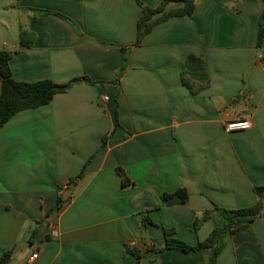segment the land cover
Instances as JSON below:
<instances>
[{"label":"crops","instance_id":"obj_1","mask_svg":"<svg viewBox=\"0 0 264 264\" xmlns=\"http://www.w3.org/2000/svg\"><path fill=\"white\" fill-rule=\"evenodd\" d=\"M263 13L264 0H196L192 16L155 27L125 62L141 16L136 0H0V50L14 53L16 81H93L0 129V257L13 250L8 264H131L125 244L162 247L172 228L194 246L214 228L208 220L196 230L194 213L213 203L256 205L254 187L264 185ZM21 29L34 36L30 48H20ZM189 55L203 59L210 76L208 87L188 78L196 93L181 80ZM237 120L252 128L227 132ZM119 167L134 186L122 187ZM180 188L187 203L161 201ZM52 227L57 236L47 240ZM202 262L199 253L172 249L136 264ZM217 264H264V217L228 235Z\"/></svg>","mask_w":264,"mask_h":264},{"label":"trees","instance_id":"obj_2","mask_svg":"<svg viewBox=\"0 0 264 264\" xmlns=\"http://www.w3.org/2000/svg\"><path fill=\"white\" fill-rule=\"evenodd\" d=\"M137 5L141 10V16L137 21V37L135 43L129 47L124 48V61L127 62L128 56L135 47L141 45L145 36L163 22L175 17L192 16L196 9V0H162L157 7H150L143 3L142 0H136ZM45 14L47 11H42ZM60 16V14H58ZM34 40L33 34L21 29L20 31V48L26 49L32 46ZM264 42V13L259 20V34L258 47H262ZM13 52L7 50H0V129L18 113L37 109L39 107L49 104L55 95L67 92L72 86L80 83H93L88 77L74 79L66 84H57L52 80H42L38 82H20L12 77L10 61L13 57ZM124 65L118 75L115 83L120 86L121 78L124 75ZM188 78L199 81L204 86L210 85V76L206 69L205 61L195 55H189L186 59V69L181 74V80L191 92L196 93L197 90L188 82ZM114 83V84H115ZM100 84H103L100 82ZM118 127V121L116 122ZM110 135L103 139V146L107 143ZM1 162V155H0ZM84 170L75 177L70 179L68 185L71 187L77 183L83 176ZM117 172L121 177V184L123 188L134 186L135 183L126 174L122 168H117ZM254 192L259 196L260 201L248 208L243 209H226L217 204H212L210 210H206L201 214L194 213V226L198 230L206 221L212 220L214 222L213 231L202 242L197 245H189L186 242L174 237L175 229H164L165 244L162 247L147 246L139 247L135 245L125 244L124 254L126 257H132L131 264H136L147 257L156 256L167 250L176 249L183 253H199L203 257L202 264H217L219 256L225 248V238L238 231L247 229L258 218L264 217V185L254 187ZM189 200V194L185 188H180L172 193H163L161 201L171 204H185ZM68 201V200H67ZM67 201L63 200V196H59L56 203V209H59ZM144 225L153 224L149 217H144L142 220ZM36 232L30 238V243L33 244L36 239ZM52 236L49 234L45 238L51 240ZM14 255V251L5 252L0 257V264H8Z\"/></svg>","mask_w":264,"mask_h":264},{"label":"built area","instance_id":"obj_3","mask_svg":"<svg viewBox=\"0 0 264 264\" xmlns=\"http://www.w3.org/2000/svg\"><path fill=\"white\" fill-rule=\"evenodd\" d=\"M104 100H108V97H105ZM252 128V123L248 120H237L233 122H229L226 124L225 129L227 132H235V131H246ZM50 235L53 237L57 236V230L55 228L50 229ZM39 257V249H36L34 253L30 257V262L35 261Z\"/></svg>","mask_w":264,"mask_h":264},{"label":"water","instance_id":"obj_4","mask_svg":"<svg viewBox=\"0 0 264 264\" xmlns=\"http://www.w3.org/2000/svg\"><path fill=\"white\" fill-rule=\"evenodd\" d=\"M75 188H76V183L73 184V186L69 189V191L65 193V195L63 196L64 201H66L71 196V194L75 191Z\"/></svg>","mask_w":264,"mask_h":264}]
</instances>
